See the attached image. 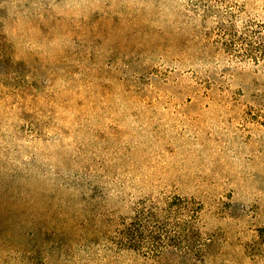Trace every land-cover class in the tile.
Returning a JSON list of instances; mask_svg holds the SVG:
<instances>
[{"label":"rangeland","instance_id":"1","mask_svg":"<svg viewBox=\"0 0 264 264\" xmlns=\"http://www.w3.org/2000/svg\"><path fill=\"white\" fill-rule=\"evenodd\" d=\"M0 264H264V0H0Z\"/></svg>","mask_w":264,"mask_h":264}]
</instances>
